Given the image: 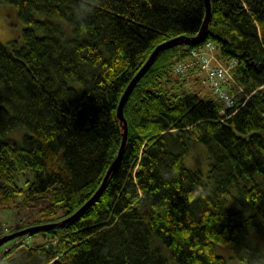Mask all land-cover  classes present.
Wrapping results in <instances>:
<instances>
[{"label": "trees", "instance_id": "obj_1", "mask_svg": "<svg viewBox=\"0 0 264 264\" xmlns=\"http://www.w3.org/2000/svg\"><path fill=\"white\" fill-rule=\"evenodd\" d=\"M0 2L24 22L21 39L0 40V206L37 205L48 218L10 232L60 220L95 192L120 145L124 88L158 43L198 32L205 2ZM210 5L204 39L162 49L130 90L125 147L96 199L28 233L40 242L8 240L0 264H171L161 245L177 264H229L215 243H229L241 264H264L252 241L264 234V0ZM208 40L233 62L235 107L171 70ZM190 138L207 147L210 182L183 162ZM28 170L21 187L16 173Z\"/></svg>", "mask_w": 264, "mask_h": 264}, {"label": "rangeland", "instance_id": "obj_2", "mask_svg": "<svg viewBox=\"0 0 264 264\" xmlns=\"http://www.w3.org/2000/svg\"><path fill=\"white\" fill-rule=\"evenodd\" d=\"M55 20L60 22L63 26L64 24H68V22L58 16L54 17ZM24 26V22L19 18L17 14V9L14 5L10 4H3L0 2V40L7 41L11 38H19L21 39V32L22 28ZM208 54L212 57H216L217 54V48L216 46H212L211 49L208 50ZM206 52V55L209 57V55ZM211 62V58H210ZM212 62L216 63V60L212 58ZM174 73V72H173ZM176 74V73H174ZM206 69L201 68V70H195L188 76H185L187 78V83L191 85L195 89H199L200 85L203 84L205 87L209 86L212 89V85L210 86L208 82L205 81L206 75ZM177 75V74H176ZM225 80L221 79V83L223 87L227 86L225 84ZM77 91L81 90V84L79 82L72 83ZM24 132V129L16 130L14 131V134L17 136L22 135ZM183 162L186 166H188L191 169H195L201 172L202 177L204 181L210 182L207 173L209 168V158L207 153V147L206 145L196 139V138H190L188 142V149L185 152L183 156ZM27 177H31V171L28 170L26 173L23 172H17L15 176V180L18 185L21 187H25L27 185V182L25 181ZM234 191V188H233ZM23 192H21L16 200H20L23 197ZM227 204L232 207H239L238 202L232 198L230 195H227ZM37 205L33 207H28L24 205H15L11 204L9 206H0V233H6L7 229H9L11 226L19 225L22 223H25L26 220L33 219V218H41L43 220L48 219L47 216L41 215L37 212ZM35 207V208H34ZM23 219V220H22ZM22 220V221H21ZM0 234V235H1ZM27 238V236L22 235ZM19 238L21 236H18ZM16 237V238H18ZM14 238V239H16ZM44 239V236L36 234L34 237H32L29 240L28 245H33L37 242H40ZM11 241V240H10ZM253 243L260 249L262 260L264 262V234L262 232L258 231L253 239ZM8 244L7 242H4L0 246V251L5 247V245ZM24 245V244H23ZM162 252L168 256L171 264H177L175 260L172 259V257L169 256V252L166 246L161 245ZM215 250L218 254L223 255L226 260L229 262V264H241L237 257L234 254L233 248L229 243H215ZM5 264H11L8 263L7 260L5 261Z\"/></svg>", "mask_w": 264, "mask_h": 264}, {"label": "water", "instance_id": "obj_3", "mask_svg": "<svg viewBox=\"0 0 264 264\" xmlns=\"http://www.w3.org/2000/svg\"><path fill=\"white\" fill-rule=\"evenodd\" d=\"M210 14H211L210 0H205V16H204L203 22H202L201 27L198 30V32L194 35H191V36L178 35V36L169 38L167 40H164V41L158 43L153 48V50L150 52L149 56L147 57V59L145 60L143 65L137 70V72L129 80L128 84L126 85V87L124 88V90L120 96V99H119V102L117 105V116L120 119L121 125H122V136H121L120 145H119L117 154L115 155V157L113 158V160L111 161L109 166L107 167L105 174L102 178V181H101L100 185L98 186V188L95 190V192L87 200H85L81 204V206H79L73 213H71L70 215H68V216H66L60 220L29 225V226H25V227H22V228L1 234L0 235V245L3 244L4 242L16 237V236L23 235L27 232L38 231V230L46 229L49 227L58 226L64 222H66L67 220L73 218L75 215H77L80 211H82L84 208H86L90 203H92L96 199V197L103 190L110 173L118 165L121 154L123 153V150L125 147V142H126L127 133H128V125H127V120H126L124 113H123V106H124L125 100L129 94L130 90L132 89L133 85L136 83V81L139 79V77L143 74V72L146 70V68L150 65V63L154 60V58L157 56V54L162 49L169 47L173 44H178V43L201 42L206 35L207 22L210 18Z\"/></svg>", "mask_w": 264, "mask_h": 264}, {"label": "built area", "instance_id": "obj_4", "mask_svg": "<svg viewBox=\"0 0 264 264\" xmlns=\"http://www.w3.org/2000/svg\"><path fill=\"white\" fill-rule=\"evenodd\" d=\"M212 46H214L213 41L208 40L201 46L189 49L185 55L172 63L171 70L179 75L188 76L194 70L205 68L207 72L205 81L208 82L210 86H213L212 89L214 93L218 98L223 100L224 108L235 107L239 98L237 97V93H231L229 90L231 87H235L233 76L230 74V68L232 67L233 62L224 64L222 61L218 60L217 56L212 57L209 55L208 50L211 49ZM206 52L209 57L206 55ZM212 58L216 60V63L212 62ZM221 79L227 82L226 87L222 86ZM226 82L224 85H226ZM29 238L30 234L27 235L25 241L27 242Z\"/></svg>", "mask_w": 264, "mask_h": 264}, {"label": "bare ground", "instance_id": "obj_5", "mask_svg": "<svg viewBox=\"0 0 264 264\" xmlns=\"http://www.w3.org/2000/svg\"><path fill=\"white\" fill-rule=\"evenodd\" d=\"M204 2H205V0H204ZM216 56H217V54H216ZM218 58V57H217ZM218 60H219V58H218ZM221 61V60H220ZM195 71V70H194ZM177 74V73H176ZM182 76V75H181ZM137 82V81H136ZM213 88V87H212ZM237 90V89H236ZM239 95V94H238ZM238 97V96H237ZM240 99V98H239ZM29 232H27V233H25V234H28ZM24 235V234H23ZM17 237V236H16ZM13 239V238H12ZM2 245V244H1ZM0 245V246H1Z\"/></svg>", "mask_w": 264, "mask_h": 264}]
</instances>
